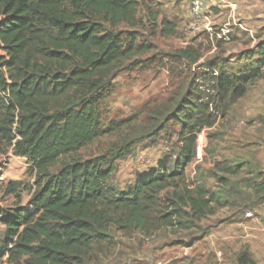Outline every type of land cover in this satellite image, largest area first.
I'll return each mask as SVG.
<instances>
[{"label": "trees", "instance_id": "obj_1", "mask_svg": "<svg viewBox=\"0 0 264 264\" xmlns=\"http://www.w3.org/2000/svg\"><path fill=\"white\" fill-rule=\"evenodd\" d=\"M145 27L162 36L178 29L154 0H0V153L26 158L36 175L26 204L0 209V263L87 264L112 230L179 234L227 205L226 189L191 179L187 168L199 134L226 119L264 79V40L242 53L238 68L224 61L187 77L173 106L158 109L145 126L134 116L105 124L102 105L113 80L153 49L136 38ZM166 54L189 64L203 55L191 44ZM116 135L104 152L77 156ZM158 138L173 151L128 186L115 185L118 162ZM245 164L218 161L210 175L225 181L246 171L236 185L264 198V170ZM7 191L16 193L17 185ZM237 264L257 262L241 252Z\"/></svg>", "mask_w": 264, "mask_h": 264}, {"label": "rangeland", "instance_id": "obj_2", "mask_svg": "<svg viewBox=\"0 0 264 264\" xmlns=\"http://www.w3.org/2000/svg\"><path fill=\"white\" fill-rule=\"evenodd\" d=\"M154 1L176 22L177 34L162 36L159 29L153 32L149 27L135 31L137 40L152 44L153 49L138 55L135 58L139 61L137 66L131 65L120 71L113 80L114 92L102 105L105 124L134 116L137 126H145L149 116L158 109L173 106L175 101L170 100L181 91L182 82L187 77L209 70L210 65H219L224 61L233 63V59L241 56L238 55L240 50L258 41L257 31L252 37L250 32L242 30L238 24L226 20L224 14L220 15L214 10L208 14L209 32L206 29L208 21L201 19L195 23L192 19L189 12L191 0ZM225 26L231 28L227 41L215 36ZM119 29L125 27L120 26ZM189 44L203 54L196 64L174 60L166 54ZM237 65L240 66V63ZM237 109L239 112L240 107ZM243 123H246L243 118L223 119L214 128L205 130L202 159H196L187 168L191 179L198 178L215 190L226 189V206L202 220L195 229L179 234L161 230L151 235L141 232L124 235L112 230L111 240L97 247L87 264H237L241 252H249L257 264H264V198L257 197L245 184L236 185L246 171L227 177L225 181L219 179L221 175H210V170L215 169L218 161H236L239 164L256 159L263 162L264 157L261 159L258 146L264 147V144H252L253 140L249 138L244 127L246 124L243 126ZM133 128L135 126L131 125L125 128L120 137L126 136L128 130ZM120 137H103L80 150L77 156L85 158L102 153ZM154 142L155 146L150 141L138 144L131 157L118 162L113 176L115 185L121 188L128 186L138 174L155 167L162 157L173 151L172 144L165 138H158ZM35 177L26 158L15 156L11 150L0 153V209L26 204L31 197ZM12 184L17 185L16 193L7 191ZM248 210L252 212L250 217L245 216ZM3 230L0 223V237ZM0 264L9 263L5 258Z\"/></svg>", "mask_w": 264, "mask_h": 264}, {"label": "crops", "instance_id": "obj_3", "mask_svg": "<svg viewBox=\"0 0 264 264\" xmlns=\"http://www.w3.org/2000/svg\"><path fill=\"white\" fill-rule=\"evenodd\" d=\"M229 2L235 4L236 8L234 10H231L229 7H224L215 8L214 11L218 12L220 15L224 14L226 20L230 19L231 21L239 23H242L240 21H244L243 23L245 24V28L247 29L242 30L250 32V35L252 37L255 31L259 33V35H257L258 41L254 45L252 44V46L245 47L244 49L240 50V53H238V55L241 56H239L238 59H233V63L229 64L233 67L238 68L242 66V64H244L246 60L242 56V53L248 49L253 50L257 48L258 43H261L264 40V0H229ZM245 22H247V24ZM253 39L255 42V38ZM257 57L258 56L256 55L255 58ZM238 63H240V66L237 65ZM239 107L240 111L238 112L237 108ZM236 110L237 112H235ZM240 118L246 120V123H243V126L246 124L244 127L247 128L249 138L253 140V142L251 143L264 144V79H260L255 85H253L248 91L247 95L243 99H241L236 105H234L226 120H237ZM258 147L262 159V157H264V147ZM238 157L240 158V156ZM245 163L250 164L251 167L256 166L264 170V160L263 162L256 159L252 162L247 160L245 161Z\"/></svg>", "mask_w": 264, "mask_h": 264}, {"label": "built area", "instance_id": "obj_4", "mask_svg": "<svg viewBox=\"0 0 264 264\" xmlns=\"http://www.w3.org/2000/svg\"><path fill=\"white\" fill-rule=\"evenodd\" d=\"M174 2L177 0H173ZM224 7H229L231 10H234L236 8L235 4H232L229 2V0H191L189 4V12L196 23L197 21L203 19L204 21H208L209 16L215 8H224ZM209 21L206 24V29L210 32L211 27L209 26ZM233 23L238 24L239 27L242 29H247L245 28V25L243 23L235 22ZM231 33V28L229 26H225L221 28V31L216 32L215 36L218 39H223V40H229V35ZM214 75H217V71L215 70ZM203 133H200L198 136V142H197V160L202 159V139H203ZM246 217L252 216L251 211H246L245 212Z\"/></svg>", "mask_w": 264, "mask_h": 264}]
</instances>
